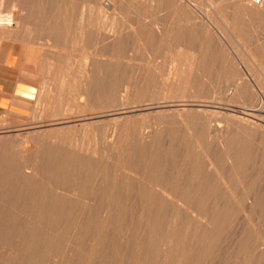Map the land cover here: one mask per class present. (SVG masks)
<instances>
[{"label":"rangeland","instance_id":"374dc122","mask_svg":"<svg viewBox=\"0 0 264 264\" xmlns=\"http://www.w3.org/2000/svg\"><path fill=\"white\" fill-rule=\"evenodd\" d=\"M132 1L116 0L114 19L90 0H0L16 23L0 36V59L19 53L20 78L37 85L0 107V264H177L178 255L188 264H264V140L254 132L233 130L226 150L211 149L230 191L198 159V211L211 216L210 230L186 206L163 199L157 185L187 195L198 150L189 141L193 128L212 110L244 112L247 99L263 97L264 0L250 15L238 0ZM148 25L171 31L170 39L149 47L130 37L120 48L109 42L111 29ZM213 25L227 31L230 45L203 36ZM17 74L11 71V84ZM168 74L175 85L166 89ZM234 77L247 80L249 96L229 98ZM142 126L153 130L143 143L136 139ZM112 130L116 143L105 139Z\"/></svg>","mask_w":264,"mask_h":264},{"label":"bare ground","instance_id":"6f19581e","mask_svg":"<svg viewBox=\"0 0 264 264\" xmlns=\"http://www.w3.org/2000/svg\"><path fill=\"white\" fill-rule=\"evenodd\" d=\"M53 1V0H52ZM76 1V0H75ZM91 2H92V4H93V7H95V8H99V10H101L102 12H104V13H106V14H111L112 15V18H114L115 17V15H116V9H117V2H116V0H90ZM121 1V0H120ZM128 1V0H127ZM133 1H135V3L136 4H138V5H144L145 7H154V1H156V0H133ZM132 1V2H133ZM167 1V0H166ZM177 2V1H176ZM238 2L240 3V5L243 7V9L246 11V12H248L249 13V15L251 14V13H253V12H256L257 10H258V8H260V7H262L263 5H262V0H238ZM55 3V2H54ZM161 3V2H160ZM183 3V2H182ZM85 5V4H84ZM87 5V4H86ZM158 5H160V4H158ZM1 6V5H0ZM61 6V5H60ZM130 6L132 7V5L130 4ZM62 7V6H61ZM64 7V6H63ZM134 7V6H133ZM135 8V7H134ZM175 8V7H174ZM1 9V8H0ZM122 9V8H121ZM132 10V9H131ZM262 10V9H261ZM261 10H259V11H261ZM61 11H62V9H61ZM200 11V10H199ZM264 11V10H263ZM87 12V11H86ZM262 12V11H261ZM73 13V12H72ZM76 13V12H75ZM100 13V12H99ZM134 13V12H133ZM136 13V12H135ZM165 13H167V12H165ZM85 14V13H84ZM90 14V13H89ZM262 14V13H261ZM100 15V14H99ZM131 15H132V13H131ZM257 15V14H256ZM146 16H148V15H146ZM145 16V17H146ZM71 18V17H70ZM87 18V17H86ZM180 18V17H179ZM203 18V17H202ZM115 19V18H114ZM149 19V18H148ZM148 19H146V21L148 20ZM261 19V18H260ZM72 20V19H71ZM70 20V21H71ZM86 20V19H85ZM101 20V19H100ZM145 20V19H144ZM226 20V19H225ZM108 21V20H107ZM134 21V20H133ZM149 21V20H148ZM156 20L154 19V22H155ZM199 21V20H198ZM197 21V22H198ZM208 21H210V20H208ZM224 21V20H223ZM138 22V21H137ZM147 23V22H146ZM148 23H151V22H148ZM210 23L212 24V22L210 21ZM226 23V22H225ZM70 24V23H69ZM87 24V23H86ZM136 24V23H135ZM152 24V23H151ZM230 24V23H229ZM16 25V23H15V20H14V18L12 17V15H10L8 12H6L5 10H1L0 11V36L1 37H3L4 36V34H6L9 30H10V28H12V27H14ZM133 25V24H132ZM150 25V24H149ZM149 25H148V28H138V26H137V28H131L130 30H128V31H124V30H109V32H108V39H109V42H111V44H112V46H116V48H120V45H123L122 44V40L125 38V37H130L131 39H132V43H133V45H142V46H148V45H150V44H152L153 42H155V41H159V42H162L164 39H170V36H171V31H169V30H167V29H160V28H155V27H149ZM140 26V25H139ZM82 27V26H81ZM145 27V26H144ZM220 27V26H219ZM219 27H216V26H208V27H206V28H204V29H202L201 30V33L203 34V36L207 39V40H213V39H216V40H218L219 42H220V44H228V45H230V43H229V40H230V37L227 35V31L226 30H224V29H222V28H219ZM86 29H87V27H85ZM225 28V27H224ZM255 28V27H254ZM120 29V28H119ZM71 30V29H70ZM88 30V29H87ZM107 30V29H106ZM184 31V30H183ZM68 32V31H67ZM66 32V33H67ZM71 33V32H70ZM86 33H87V31H86ZM97 33V32H96ZM99 34V33H98ZM202 34H201V36H202ZM101 35V34H100ZM185 35V34H184ZM7 36H8V34H7ZM238 36V35H237ZM255 36V35H254ZM98 37H100V36H98ZM185 37V36H184ZM194 37H195V35H194ZM193 37V38H194ZM182 38V37H181ZM256 38V37H255ZM258 38V37H257ZM100 38H98V40H99ZM104 39V38H103ZM108 39H106L107 40V42H108ZM197 39V38H196ZM254 39V38H253ZM103 41H105V40H103ZM165 41H167V40H165ZM109 42L108 43H106V44H108V46H111V44H109ZM126 44V43H125ZM207 44V43H206ZM101 45H103V44H101ZM127 47V46H126ZM149 47V46H148ZM251 47H252V45H251ZM123 48V47H122ZM154 48V47H153ZM235 48V47H234ZM255 48V47H254ZM104 49V48H103ZM108 49V48H107ZM133 49V48H132ZM230 49V48H229ZM256 49V48H255ZM260 50V49H259ZM264 50V49H263ZM106 51H108V50H106ZM219 51H222V50H220L219 49ZM248 51V50H247ZM110 52V51H109ZM250 53V52H249ZM100 54H101V52H100ZM111 54V53H110ZM129 54V53H128ZM128 54H126V55H128ZM137 54V53H136ZM260 54V53H259ZM109 56V55H108ZM129 56H131L130 54H129ZM148 56V55H147ZM230 56V55H229ZM256 56V55H255ZM258 56V55H257ZM98 58H99V56H98ZM108 58V57H107ZM155 58V57H154ZM224 58V57H223ZM192 60V59H191ZM194 60H196V59H194ZM193 60V61H194ZM226 60V59H225ZM185 61V60H184ZM198 61V60H197ZM228 61V60H227ZM244 61V60H243ZM262 61H264V59L262 58ZM261 61V62H262ZM226 62V61H225ZM128 63V62H127ZM180 63V62H179ZM184 63V62H183ZM192 62H190V64H191ZM195 63V62H194ZM200 63V62H199ZM112 64V63H111ZM129 64V63H128ZM185 64H187V66H189L188 65V63H185ZM104 65V64H103ZM142 65H144V64H142ZM155 65V64H154ZM181 65V64H180ZM179 65V66H180ZM225 65V64H224ZM260 65H262V63L260 64ZM260 65H258V66H260ZM141 66V65H140ZM140 66L138 67V68H140ZM149 66V65H148ZM151 66V65H150ZM173 66V65H172ZM186 66V65H185ZM228 66V65H227ZM263 66H264V63H263ZM262 66V67H263ZM113 67V66H112ZM128 67H129V65H128ZM144 67V66H143ZM153 67V66H152ZM155 67V66H154ZM191 67V65L189 66V68ZM197 67V66H196ZM199 67V66H198ZM145 68H148V67H146L145 66ZM180 69H181V71H182V68H183V66H182V68H181V66L179 67ZM229 68V67H228ZM264 68V67H263ZM130 69V68H129ZM131 69H132V67H131ZM149 69V68H148ZM193 69V68H192ZM200 69V68H199ZM138 70H140V69H138ZM144 70V69H143ZM142 70V71H143ZM157 70V69H156ZM186 70H187V68H186ZM193 70H195V68L193 69ZM192 70V71H193ZM196 70H198L197 68H196ZM229 70V69H228ZM171 71H172V69H171ZM188 71V70H187ZM190 71H191V69H190ZM189 71V72H190ZM199 71V70H198ZM197 71V72H198ZM200 71H202V70H200ZM235 71V70H234ZM264 71V70H263ZM262 71V72H263ZM120 72V71H119ZM131 73H132V71H130ZM139 72V71H138ZM158 72V71H157ZM183 72V71H182ZM185 72V71H184ZM226 72V71H225ZM240 72V71H239ZM137 73V72H136ZM140 73H141V71H140ZM193 73H195V71H193ZM238 73V72H237ZM150 74V73H149ZM160 74V73H159ZM158 74V75H159ZM183 74V73H182ZM185 74V73H184ZM132 75V74H131ZM167 75V74H166ZM171 75H173V74H171ZM174 75L176 76L175 78H179V70H175V72H174ZM186 76H189V75H187V73L185 74ZM191 75V74H190ZM196 75H198V74H196ZM228 75V74H227ZM235 75V74H234ZM233 75V76H234ZM147 77L145 78V80L148 78V75H146ZM182 76H184V75H182ZM232 76V75H231ZM231 76H230V79H231ZM232 76V77H233ZM238 76V75H237ZM164 77V76H163ZM162 77V78H163ZM190 77V76H189ZM239 77V76H238ZM241 77V76H240ZM183 78V77H182ZM185 78V77H184ZM198 78V77H197ZM227 78V77H226ZM225 78V79H226ZM135 79H137V78H135ZM164 79V81H165V84L162 86L163 88H166V89H168V88H172L175 84H170V83H168V82H166L167 80H169V79H171V76H169V74H168V78H163ZM163 79H161V80H163ZM185 79H188V77L187 78H185ZM220 79V78H219ZM138 80V84H142V81H143V79L142 78H138L137 79ZM154 80H155V78H154ZM157 80V79H156ZM156 80L154 81V82H156ZM179 80H181V78L179 79ZM228 79H226V81H227ZM244 80V79H243ZM262 80V79H261ZM147 81H150V79L149 80H147ZM188 81V80H187ZM247 81V80H246ZM245 81V82H246ZM169 82H171L170 80H169ZM232 86H231V92H228L229 93V98H230V96L231 97H235L236 98V96H240L241 95V97H242V94H244L243 95V97L244 96H249L248 95V90H247V88L244 90V87H249V86H247V84L245 83V82H242V81H240L238 78H232ZM260 82V81H259ZM162 83H163V81H162ZM172 83V82H171ZM223 83H224V81H223ZM227 83V82H226ZM102 84V83H101ZM135 84V83H134ZM151 84V83H150ZM176 84H178V83H176ZM184 84V83H183ZM131 85V84H130ZM179 85V84H178ZM249 85V84H248ZM181 86V85H180ZM189 86V85H188ZM143 87V86H142ZM153 87V86H152ZM183 87H186V86H183ZM190 87V86H189ZM222 87H223V85H222ZM227 88H229V85H227L226 86ZM213 88V87H212ZM211 88V89H212ZM138 89V88H137ZM175 89V88H174ZM224 89H226L225 87H224ZM242 89L244 90V91H242ZM250 89V88H249ZM252 89H253V87H252ZM98 90V89H97ZM176 90V89H175ZM228 90V89H227ZM165 91V90H164ZM209 91V90H208ZM250 91H252V90H250ZM261 91V90H260ZM141 92V91H140ZM166 92H168V91H166ZM165 92V93H166ZM171 92V91H170ZM216 92V91H215ZM257 92V91H256ZM165 93H162V94H165ZM169 93V92H168ZM168 93H167V95H164L163 97L164 98H166V97H168ZM222 93V92H221ZM224 94H223V96L226 94L225 92H223ZM250 93V92H249ZM253 93V92H252ZM259 93V92H258ZM144 94V93H143ZM172 94V93H171ZM192 94V93H191ZM254 94V93H253ZM252 94V95H253ZM187 95V94H186ZM228 95V94H227ZM83 97V96H82ZM225 97V96H224ZM221 98V97H220ZM223 98V97H222ZM221 98V99H222ZM247 98H249V97H247ZM84 99V98H83ZM163 99V98H162ZM188 99H190V98H188ZM238 99V98H237ZM239 99H241V98H239ZM243 99V98H242ZM245 99H246V97H245ZM151 100H152V98H151ZM223 100V99H222ZM225 100V99H224ZM249 99H247V103H249V104H246L247 105V107L244 109V112H239V111H236V110H232V109H224V110H220L219 109V111L218 110H212V112H210V113H208L207 115H206V118H205V123L201 120V122H203V124H201V125H199V126H197V128H193V129H195V131H193V132H190V134H189V132H188V134L190 135V138H191V140H189V141H191V142H193V143H195L196 145L198 144V150L195 148L194 150H193V152H192V160H191V158H190V160L191 161H193L192 163V166H193V170L189 173L190 174V180H188V179H186L187 181H189L190 183H189V186H188V191H187V195H185V194H182L181 192H180V190H179V193L178 192H176V191H174L173 189L174 188H172V189H169V186H168V188L167 187H164L163 186V184H161L160 185V183H162V181L161 182H159L158 184H157V182H156V184L157 185H159V186H161V189H159V191H160V193H161V195L164 197L163 199H168L171 203H174V204H177V205H182L183 207L184 206H186L187 207V209H188V211L190 212V214L194 217V219H196V222H198V221H200L201 222V224L204 226V228L206 229V230H210V228H212L211 227V225L212 224H214L213 222H212V220L210 219V217L211 216H208L207 214H203V213H199V211H198V207H199V203H200V196H202V194L200 195L199 194V182H201V181H199V179H198V177H203V176H200V172H198L199 171V169H200V167L197 165V162L199 163V161H198V159H200V158H204V161H206V165L210 168V169H212V171H215V173L214 174H216L217 175V177H218V180L220 181V183H222V184H225V182H223V179L225 178H221V173L220 172H217L218 170H217V166L218 165H216V163H215V161H214V152L212 151L213 149H212V147L213 146H215L216 148H220V149H222V150H226V146H227V142H228V135L233 131V130H240V129H243V130H245L246 132H254L257 136H259V138H260V140H264V95H263V97L261 96V94H257V93H255L254 94V96H252V99H250V102L248 101ZM147 101V100H146ZM161 101V100H160ZM229 101V100H228ZM240 101V100H239ZM242 101V100H241ZM240 101V102H241ZM81 102H83V101H81ZM122 102V101H121ZM127 102V101H126ZM129 102V101H128ZM226 102H227V100H226ZM226 102H225V105H226ZM232 102V101H231ZM235 102V101H234ZM240 102H239V104H240ZM124 103V102H123ZM134 103H135V101H134ZM161 103V102H160ZM171 103V102H170ZM127 104V103H126ZM125 104V105H126ZM129 104V103H128ZM136 104V103H135ZM218 104V103H217ZM222 104V103H221ZM151 105V104H150ZM84 106V105H83ZM143 106V105H142ZM154 106V105H153ZM181 106V105H180ZM189 106V105H188ZM248 106H250V108H248ZM208 107V106H207ZM228 107V106H227ZM157 108V107H156ZM165 108V107H164ZM176 108V107H175ZM178 108V107H177ZM216 108V107H215ZM232 108V107H231ZM242 108V107H241ZM170 109V108H169ZM205 109V108H204ZM212 109V108H211ZM198 110V109H197ZM207 110H210V109H207ZM242 110V109H241ZM144 111V110H143ZM243 111V110H242ZM83 112V111H82ZM128 112V111H127ZM175 112V111H174ZM180 112H182V111H180ZM87 113H89V112H87ZM183 113V112H182ZM181 114V113H180ZM253 114V115H252ZM89 115H91V114H89ZM179 115V114H178ZM184 115V114H183ZM182 115V116H183ZM118 116V115H117ZM180 116V115H179ZM181 116V117H182ZM200 116V115H199ZM203 116H205V115H203ZM203 116H202V118H203ZM102 118V117H101ZM144 118H145V116H144ZM180 118V117H179ZM200 118V117H199ZM201 118V119H202ZM204 119V118H203ZM91 120V119H90ZM123 120V119H122ZM139 120H140V118H139ZM144 120V119H143ZM115 122V121H114ZM123 122V121H122ZM133 122V121H132ZM112 123V122H111ZM115 123H117V122H115ZM144 122H142V124H143ZM151 123V122H150ZM194 123V122H193ZM120 124V123H119ZM145 124V123H144ZM114 125V124H113ZM113 125H112V127H113ZM110 126V125H109ZM119 126V125H118ZM132 126V125H131ZM193 126V125H192ZM116 127V126H115ZM120 127H121V125H120ZM147 127H150V125L149 126H147ZM147 127L146 126H142L141 128H140V130L137 132V136H136V139H137V141H139V142H141V143H143V142H146V141H149V138L152 136V133H153V130L151 129V130H148L147 129ZM189 127V126H188ZM155 128H156V126H155ZM160 128V127H159ZM190 128H191V126H190ZM190 128H188V130H190ZM109 129V128H108ZM113 129V128H112ZM117 129H119V128H117ZM136 129H138V128H136ZM146 129L148 130V131H146ZM162 129V128H161ZM121 130H123V129H121ZM125 130V129H124ZM160 130V129H159ZM164 130V129H163ZM108 131V130H107ZM117 131H120V130H117ZM137 131V130H136ZM122 132V131H121ZM120 133V132H119ZM118 133V134H119ZM125 133V132H124ZM175 133V132H174ZM7 134V133H6ZM130 134V133H129ZM239 134V133H238ZM242 134V133H241ZM92 135V134H91ZM123 135V134H122ZM133 135V134H132ZM243 135V134H242ZM89 136V135H88ZM128 136V135H127ZM16 137V136H15ZM27 137V136H26ZM73 137V136H72ZM106 136H104V138H105ZM124 137V136H123ZM189 137V136H188ZM253 137V136H252ZM126 138V137H125ZM131 138H133V136L131 137ZM203 138H205V140L203 139ZM230 138V137H229ZM258 138V139H259ZM97 139V138H96ZM107 141H109V142H111V143H116L118 140H119V138H118V135H117V132H116V130H112V132H109L108 133V136L105 138ZM204 140V141H201V140ZM233 139V138H232ZM251 139V138H250ZM162 140V139H161ZM121 141V140H120ZM153 141H154V139H153ZM200 141H201V143L202 142H204L203 144H201L200 143ZM83 142V141H82ZM96 142H97V140H96ZM72 143V142H71ZM85 143V142H84ZM103 143H105V142H103ZM161 143V142H160ZM121 145H127V144H129V142L128 141H126L125 140V142L123 143V142H121L120 143ZM192 144V143H191ZM136 145V144H135ZM139 145V144H138ZM145 145H147L146 143H145ZM194 145V144H193ZM239 145V144H238ZM85 146V145H84ZM144 146V145H143ZM76 147H78V146H76ZM191 147V146H190ZM233 147H235V146H233ZM30 148V147H29ZM81 149L83 148V147H80ZM85 148V147H84ZM215 148V149H216ZM113 149V148H112ZM126 149V148H125ZM124 149V150H125ZM212 149V150H211ZM5 150V149H4ZM37 150V149H36ZM69 150V149H68ZM91 150V149H90ZM93 150V149H92ZM124 150H123V152H124ZM222 150H220V151H222ZM23 151H24V153L23 154H25V152L26 151H29V149L27 150V148L26 149H23ZM31 151V150H30ZM189 151V150H188ZM215 151V150H214ZM241 151V150H240ZM95 152V151H94ZM151 152V151H150ZM20 153H22V150H21V152ZM85 153H89V152H86L85 151ZM189 153V152H188ZM191 153V152H190ZM27 154V153H26ZM28 155V154H27ZM88 155V154H87ZM139 155V154H138ZM232 155V154H231ZM254 155V154H253ZM202 156V157H201ZM189 157H191L190 155H189ZM215 157H217V155H215ZM135 158V157H134ZM145 158V157H144ZM184 159V158H183ZM228 159V158H227ZM122 160V159H121ZM123 160H126V159H123ZM234 160H236V159H234ZM37 161V160H36ZM186 161V160H185ZM86 162V161H85ZM89 162V161H88ZM123 162V161H122ZM126 162V161H125ZM189 162V161H188ZM75 163V162H74ZM222 163V162H221ZM230 163H231V165H232V163L233 162H231V160H230ZM131 164V163H130ZM129 164V165H130ZM139 164V163H138ZM220 164V163H219ZM229 164V163H228ZM122 165H124V164H122ZM137 165V164H136ZM140 165V164H139ZM230 165V164H229ZM230 165V166H231ZM138 166V165H137ZM152 166V165H151ZM192 166H190V167H192ZM206 166V167H207ZM225 167V166H224ZM123 168V170H125V169H129V170H133L134 171V169H132L131 167H129V166H127V167H122ZM152 168V167H151ZM94 169V168H93ZM222 169V168H221ZM204 170H205V168H204ZM203 170V171H204ZM209 170V169H208ZM208 170H207V172H208ZM211 171V172H212ZM211 172H209L210 174H211ZM226 172V171H225ZM124 173H125V171H124ZM136 173V172H135ZM175 173V172H174ZM205 173V172H204ZM13 174V173H12ZM128 174V173H127ZM139 174V173H138ZM143 174V173H142ZM147 174V173H146ZM146 174H144V175H146ZM164 174V173H163ZM166 174V173H165ZM188 174V175H189ZM203 174V173H202ZM201 174V175H202ZM221 174V175H220ZM69 175V174H68ZM125 175H126V173H125ZM124 175V176H125ZM131 175V174H130ZM130 175H128V176H130ZM204 175V174H203ZM153 176V175H152ZM174 176V175H173ZM205 176V175H204ZM224 176V175H223ZM145 177V176H144ZM149 177V176H148ZM213 177V176H212ZM129 178V177H128ZM134 178V177H133ZM159 178V177H158ZM173 178V177H172ZM204 178V177H203ZM144 179V178H143ZM153 179V178H152ZM142 180V179H141ZM226 179H224V181H225ZM119 181V180H118ZM125 181V180H124ZM132 181V180H131ZM152 181V180H151ZM87 183V182H86ZM263 183V182H262ZM165 186H167L168 184L165 182ZM202 184H205V183H203L202 182ZM217 184V183H216ZM226 184L228 185L229 183H227V181H226ZM225 184V185H226ZM149 185V184H148ZM174 185V184H173ZM172 185V186H173ZM201 185V184H200ZM224 185V186H225ZM141 186V185H140ZM144 186V185H143ZM151 186V185H150ZM154 186V185H153ZM177 186H179V185H177ZM181 186V185H180ZM204 185H202V187H203ZM223 186V187H224ZM206 187V186H205ZM212 187V186H211ZM235 187V186H234ZM148 188H149V186H148ZM160 188V187H159ZM209 188H210V186H209ZM66 189V188H65ZM178 189H180V188H178ZM177 189V190H178ZM182 189H183V187H182ZM207 189V188H206ZM220 189V188H219ZM228 189H229V185H228ZM139 190V189H138ZM142 190V189H141ZM144 190V189H143ZM146 190V189H145ZM148 190V189H147ZM184 190V189H183ZM201 190H203V189H201ZM200 190V191H201ZM152 191V190H151ZM222 191V190H221ZM224 191V190H223ZM229 191H230V189H229ZM139 192V191H138ZM145 192V191H144ZM184 192H185V190H184ZM203 192H206V190L205 191H203ZM93 193V192H92ZM150 193V192H149ZM148 193V194H149ZM201 193V192H200ZM256 193V192H255ZM113 194V193H112ZM147 194V195H148ZM159 194V193H158ZM207 194V193H206ZM217 194V193H216ZM219 194V193H218ZM222 194V193H221ZM253 194V193H252ZM118 195V194H117ZM153 195H154V193H153ZM200 195V196H199ZM204 195V194H203ZM208 195V194H207ZM206 195V196H207ZM251 195V194H250ZM110 196V195H109ZM206 196H203V198L204 197H206ZM232 196H233V194H232ZM112 197H113V195H112ZM145 197V196H144ZM71 198V197H70ZM138 198V197H137ZM150 198H151V196H150ZM154 198V197H153ZM233 198H234V196H233ZM247 198V197H246ZM255 198L256 197H250L249 199H251L252 200V202L250 203V204H252V203H254L255 202ZM156 199H158V198H156ZM235 199V198H234ZM238 199V198H237ZM248 199V198H247ZM246 199V200H247ZM160 200V199H159ZM167 200V201H168ZM87 201V200H86ZM149 201V200H148ZM157 201V200H156ZM155 201V202H156ZM141 202V201H140ZM159 202V201H158ZM163 202H164V200H163ZM203 202H205L204 200H203ZM202 202V203H203ZM206 202H207V200H206ZM212 202V201H211ZM138 203V202H137ZM161 203V202H160ZM165 204H166V202H164ZM222 203V202H221ZM116 204V203H115ZM169 204V203H168ZM205 205L207 204V203H204ZM211 204V203H210ZM162 205V204H161ZM176 205V206H177ZM167 206V205H166ZM204 206V205H203ZM202 206V207H203ZM221 206V205H220ZM227 206V205H226ZM251 206V205H250ZM106 207V206H105ZM203 208H205V207H203ZM203 208H202V210H203ZM207 208V207H206ZM218 209V208H217ZM220 209V208H219ZM229 209V208H228ZM234 209V208H233ZM245 209V208H244ZM185 210V209H184ZM199 210H201V209H199ZM237 210V209H236ZM235 210V211H236ZM248 210V209H247ZM246 210V211H247ZM201 212V211H200ZM203 212V211H202ZM207 212V211H206ZM154 213V212H153ZM204 213H205V209H204ZM116 214V213H115ZM189 215V214H188ZM190 215V216H191ZM199 216V217H198ZM79 217V216H78ZM102 217V216H101ZM117 217V216H116ZM182 217V216H181ZM198 217V218H197ZM239 217V216H238ZM85 218V217H84ZM106 218H108V217H106ZM187 219V218H186ZM193 219V218H192ZM92 220V219H91ZM190 220H191V218H190ZM135 221V220H134ZM251 222V221H250ZM84 224V223H83ZM192 224V223H191ZM195 224V221L193 222V225ZM77 225V224H76ZM192 225V226H193ZM229 225V224H228ZM71 226V225H70ZM201 227V226H200ZM199 227V228H200ZM49 228V227H48ZM76 228V227H75ZM191 228H193L194 229V227H191ZM197 229V228H196ZM27 230V229H26ZM99 230V229H98ZM231 230V229H230ZM261 230V229H260ZM210 232V231H209ZM260 232V231H259ZM191 233H193L192 231H191ZM201 234V233H200ZM192 236V235H191ZM190 236V237H191ZM61 237V236H60ZM189 237V238H190ZM197 238V237H196ZM255 238V237H254ZM195 239V238H194ZM252 241V240H251ZM250 241V242H251ZM59 242V241H58ZM221 242V241H220ZM114 243V242H113ZM132 243V242H131ZM171 243V242H170ZM23 244V243H22ZM228 244V243H227ZM38 245V244H37ZM252 246V245H251ZM39 247V246H38ZM235 247V246H234ZM6 248V247H5ZM194 248V247H193ZM8 249V248H7ZM10 249V248H9ZM146 251V250H145ZM185 252V251H184ZM9 253V252H8ZM6 254V253H5ZM9 254H11V252L9 253ZM179 254V253H178ZM181 254V253H180ZM187 255V254H186ZM150 256V255H149ZM172 257V256H171ZM187 257V256H186ZM189 259V258H188ZM162 260V259H161ZM157 261V260H156ZM190 261V260H189ZM192 262V261H191ZM159 263V262H158ZM175 263H177V264H188V262L185 260V258H183V257H179V255H178V258H177V262H175ZM15 264V263H14ZM22 264V263H21ZM192 264V263H191Z\"/></svg>","mask_w":264,"mask_h":264},{"label":"crops","instance_id":"0c3cea01","mask_svg":"<svg viewBox=\"0 0 264 264\" xmlns=\"http://www.w3.org/2000/svg\"><path fill=\"white\" fill-rule=\"evenodd\" d=\"M20 58L19 53H10L9 51L4 54V57L0 59V107H5L3 101L6 100L8 105L12 104L11 94L15 96H25L27 95L22 91V89L33 90L36 88V84L31 80L21 79L19 76L22 70V65L15 63L14 60ZM11 71H16L17 80L11 84L9 77Z\"/></svg>","mask_w":264,"mask_h":264}]
</instances>
